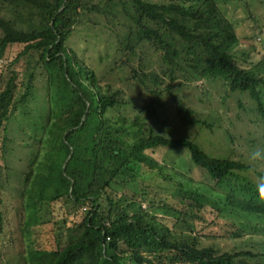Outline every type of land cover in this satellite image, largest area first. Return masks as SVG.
Listing matches in <instances>:
<instances>
[{"label":"trees","instance_id":"trees-1","mask_svg":"<svg viewBox=\"0 0 264 264\" xmlns=\"http://www.w3.org/2000/svg\"><path fill=\"white\" fill-rule=\"evenodd\" d=\"M95 15L111 30V21L128 29L124 39L117 36L125 52L147 45L161 57L164 77L156 72L135 76L155 87L134 117L125 114L122 93L103 85L82 51L69 45L86 20L95 24ZM239 43L216 0H0V61L21 48L13 64L23 57L27 66L35 61L49 73L54 91L41 147L21 193L28 264H164L145 256L153 253H174L182 264H264V190L247 175L249 166L209 156L195 142L169 139L150 125L164 106L159 91L168 83L164 79L174 83L181 77L225 78L233 91L249 93L264 122V61L253 68L241 65L248 60L237 50ZM32 83V75L25 84L14 71L0 80V159L7 151L11 117L26 104ZM173 98L182 123L202 124ZM158 149H187L211 183L159 163ZM62 200L86 215L72 227L65 221V246L40 249L34 234L42 210ZM245 236L260 240L250 249L223 253L201 247L203 237Z\"/></svg>","mask_w":264,"mask_h":264},{"label":"rangeland","instance_id":"rangeland-1","mask_svg":"<svg viewBox=\"0 0 264 264\" xmlns=\"http://www.w3.org/2000/svg\"><path fill=\"white\" fill-rule=\"evenodd\" d=\"M216 1L239 38L237 50L244 53L248 60L242 61L241 65L253 68L264 61V0ZM92 17L95 24H89L86 20L73 34L69 45L76 52L82 51L81 57L96 71L103 85L122 93L128 102L125 114L134 117L144 105L149 95L148 89L155 87L153 82L146 81L143 84L135 80V76L156 72L164 77L161 57L147 45H143L136 53L125 52L120 44V37L117 36L124 39L128 29L120 26L119 21H111V30L103 17ZM119 18L126 23L122 16ZM20 51L21 48L14 47L10 52V59L0 61V80H7L9 71L17 72L25 84L29 75L33 76L32 93L26 104L18 107L11 117L7 133V151L4 158L0 159V264H28L27 239L21 231L22 218H25L21 193L33 154L41 147L40 140L51 112L49 97H53L54 92L50 75L44 67L35 65V61L27 66L24 57L13 64ZM164 80L168 82L166 85L171 87L170 90L166 89V85L159 88L164 106L157 120L150 122L155 133L173 140L193 141L212 157L243 162L250 168L247 173L249 178L257 185L264 183V159L251 158L253 151L260 150L264 153V122L249 93L233 91L223 77L208 80H185L181 77L174 83H170L168 78ZM23 91L24 88L21 93ZM173 97L191 109L202 124L182 123L177 115ZM155 158L159 163H167L196 181L211 183L191 162L187 149H158ZM121 191L124 190L121 188L119 192ZM143 208L148 210V204H144ZM85 215L86 210L65 200L55 203L52 207H44L41 214L43 219L34 234L36 243L40 249H60L68 242L69 234L64 227L65 221L67 227H72L80 224ZM206 217L211 221L214 219L213 214L209 212ZM174 231L178 234L189 233L187 229L175 228ZM249 238L245 236L233 240L226 237H203L200 241L201 247L213 246L219 253H223L234 248L250 249L260 240L259 237ZM247 240H252L253 243L249 245ZM145 256L157 263L182 264L174 253H153Z\"/></svg>","mask_w":264,"mask_h":264},{"label":"clouds","instance_id":"clouds-1","mask_svg":"<svg viewBox=\"0 0 264 264\" xmlns=\"http://www.w3.org/2000/svg\"><path fill=\"white\" fill-rule=\"evenodd\" d=\"M251 158H252V159H264V153H262L260 150L253 151V152L251 153ZM259 188H260L261 190H264V183H261V184L259 185Z\"/></svg>","mask_w":264,"mask_h":264}]
</instances>
